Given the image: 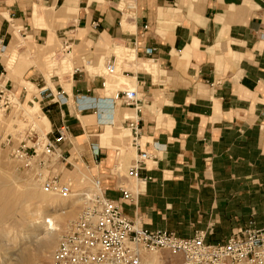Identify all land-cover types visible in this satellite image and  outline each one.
<instances>
[{
    "label": "crops",
    "instance_id": "1",
    "mask_svg": "<svg viewBox=\"0 0 264 264\" xmlns=\"http://www.w3.org/2000/svg\"><path fill=\"white\" fill-rule=\"evenodd\" d=\"M33 5L43 26L34 25ZM13 24L32 43L74 55L66 84L29 75L44 90L46 133L66 127L64 164L99 178L126 215L216 242L251 220L264 226V0H0L4 55ZM122 43L134 59L111 80L101 67L117 65ZM6 74L0 61V79ZM126 89L142 106L140 148L126 136L135 109L114 99ZM142 150L152 157L146 180H136L128 169ZM122 189L137 193L134 202Z\"/></svg>",
    "mask_w": 264,
    "mask_h": 264
},
{
    "label": "rangeland",
    "instance_id": "2",
    "mask_svg": "<svg viewBox=\"0 0 264 264\" xmlns=\"http://www.w3.org/2000/svg\"><path fill=\"white\" fill-rule=\"evenodd\" d=\"M33 7L34 25L43 26L40 23L44 14L42 7ZM123 24L129 30L128 23L124 21ZM10 30L12 40L8 53L4 55L6 43L0 52V61L7 70L0 85L7 79L12 80L17 104L5 111L0 108V264H53L52 251L67 224L84 206L81 194L92 187V176L84 170L68 168L65 160L56 155L44 157L45 165H41L38 163L41 147L37 149L39 155L28 163L15 158L10 149L26 140L30 130L39 138L48 131L49 123L41 108L44 102L40 100L39 86L34 81L41 84L44 80L51 86L53 76H58L66 84L75 66L74 55L67 54L69 50L61 44L58 50H48L46 46L32 43L20 25L13 24ZM121 46L126 49L123 53L117 52L116 73L110 75L111 80L122 70L130 69L126 62L134 59L133 49L125 44ZM85 68L93 70L89 66ZM101 69L100 72L107 73L105 67ZM30 74L36 77L34 81L30 80ZM129 134L126 130V136ZM28 144H32V140ZM52 177L61 184H70L68 196L43 189V183ZM46 220H52L54 227L46 226L43 223ZM158 257L154 255L155 262Z\"/></svg>",
    "mask_w": 264,
    "mask_h": 264
},
{
    "label": "built area",
    "instance_id": "3",
    "mask_svg": "<svg viewBox=\"0 0 264 264\" xmlns=\"http://www.w3.org/2000/svg\"><path fill=\"white\" fill-rule=\"evenodd\" d=\"M156 48H149L153 54ZM107 74L116 73V64L110 61L106 66ZM44 90H39L38 94ZM14 91L4 83L0 85V108L7 110L15 107ZM114 99L135 109L136 115L127 116L132 143L141 147V126L138 113L142 111L136 89L118 92ZM65 126H60L51 138L47 133L39 138L30 132L26 140L10 152L15 158L27 161L39 155L41 165L44 157L56 155L64 160L58 151V144L65 139ZM33 138V139H32ZM32 140V144H28ZM8 142V141H7ZM151 153L140 151L128 169V176L136 180L142 178L141 170L151 159ZM92 187L83 191L84 206L78 216L71 220L60 236L51 258L53 264H264V226L253 220L240 230L234 231L224 241H208L204 231L192 237H182L167 229H150L124 213L121 205L106 196L101 180L92 177ZM69 183L61 184L56 177L47 178L43 189L60 196H68ZM136 192L122 189V199L134 202ZM169 255H165V253ZM158 255V262L153 257Z\"/></svg>",
    "mask_w": 264,
    "mask_h": 264
},
{
    "label": "bare ground",
    "instance_id": "4",
    "mask_svg": "<svg viewBox=\"0 0 264 264\" xmlns=\"http://www.w3.org/2000/svg\"><path fill=\"white\" fill-rule=\"evenodd\" d=\"M117 78V77H116ZM115 83V82H114ZM112 84V83H111ZM115 85V84H114ZM43 223H45L46 224V226H50V227H54V222L52 221V220H46V222H43Z\"/></svg>",
    "mask_w": 264,
    "mask_h": 264
}]
</instances>
